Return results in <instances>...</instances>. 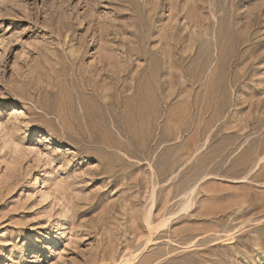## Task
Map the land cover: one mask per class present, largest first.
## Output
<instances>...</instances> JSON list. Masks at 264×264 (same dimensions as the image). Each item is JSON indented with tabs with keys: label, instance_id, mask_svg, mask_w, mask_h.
I'll use <instances>...</instances> for the list:
<instances>
[{
	"label": "rangeland",
	"instance_id": "rangeland-1",
	"mask_svg": "<svg viewBox=\"0 0 264 264\" xmlns=\"http://www.w3.org/2000/svg\"><path fill=\"white\" fill-rule=\"evenodd\" d=\"M0 264H264V0H0Z\"/></svg>",
	"mask_w": 264,
	"mask_h": 264
},
{
	"label": "bare ground",
	"instance_id": "bare-ground-1",
	"mask_svg": "<svg viewBox=\"0 0 264 264\" xmlns=\"http://www.w3.org/2000/svg\"><path fill=\"white\" fill-rule=\"evenodd\" d=\"M164 224V223H163ZM46 248H48V247H46ZM123 261V260H122ZM128 261V260H127ZM114 263V262H113ZM131 263V262H130Z\"/></svg>",
	"mask_w": 264,
	"mask_h": 264
}]
</instances>
